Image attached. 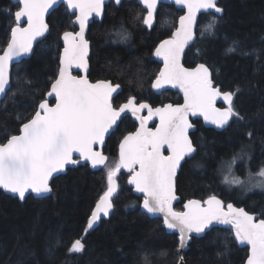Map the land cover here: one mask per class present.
<instances>
[{"label":"trees","instance_id":"1","mask_svg":"<svg viewBox=\"0 0 264 264\" xmlns=\"http://www.w3.org/2000/svg\"><path fill=\"white\" fill-rule=\"evenodd\" d=\"M218 1L224 12L216 35L201 36L210 22V15H202L196 41L187 50L183 63L186 67L206 63L214 82L224 90L239 86L241 93L236 104L250 119L240 128L230 122L219 132L205 128L201 121L193 122L196 131L190 138L197 150L192 159L183 163L176 177V194L181 201L175 209L181 211L182 204L189 199L204 200L216 195L264 218L263 192L243 194L237 188L229 189L220 176L222 165L241 153L242 148L244 159L236 165L240 171L244 164L254 172L264 163V145L260 143L264 138V114L255 115L264 109V0ZM16 10L18 6L11 0H0V53L15 24ZM145 14L136 0H123L118 6L110 3L104 8L102 20L93 21L86 34L90 42L88 78L93 82L109 79L120 84L121 90L114 98L116 106L130 96L137 103L152 106L181 103L177 93L154 94L151 81L159 70L153 51L162 39L171 35L182 12L172 5H160L151 30L142 23ZM72 20L65 7L54 10L47 18L50 32L13 66L11 89L0 105V139L5 131L18 129L17 115L29 117L32 105L45 98L34 99L33 94L50 88L49 80L56 74L58 52L62 50L61 36L64 31H76ZM122 30L128 33L126 41L118 35ZM233 41H238L239 47L230 55L226 49ZM25 80H31L32 84ZM12 92L17 94L10 99ZM135 129V123L125 117L108 137L103 152L110 166L118 160L119 141ZM248 130L254 132L251 141L246 135ZM248 155L252 157L250 162ZM106 172L105 167L92 171L88 165L69 168L51 181V195L44 198L28 195L24 202L0 189V264H146L145 257L147 264H178L177 234L166 232L160 218H150L140 210L141 198L135 197L127 185L130 174L125 171L118 173L109 219L85 234L87 217L106 189ZM226 236L234 241L232 234L222 228H212L202 238H191L183 255L184 264H244L247 249L238 248L235 242L229 245L230 254L217 256L218 252H224ZM81 237L85 250L69 254L68 247Z\"/></svg>","mask_w":264,"mask_h":264},{"label":"snow or ice","instance_id":"2","mask_svg":"<svg viewBox=\"0 0 264 264\" xmlns=\"http://www.w3.org/2000/svg\"><path fill=\"white\" fill-rule=\"evenodd\" d=\"M105 0H64L69 10L75 15L79 31H64L63 47L58 52V66L54 77L50 78V89L33 94L42 96L38 104L32 105L29 117L17 115L19 127L13 132L5 131L0 139V189L16 194L21 200L26 193L37 197L51 193L50 180L55 174L62 173L68 165L87 162L92 168L103 166L106 172V189L99 195L95 207L87 217L85 234L100 221L101 216L108 217L114 208L113 197L117 192V176L121 169L129 172L128 183L135 191L143 193L142 208L148 214H162L163 225L179 233L177 253L185 249L191 239V233H204L214 224L229 226L234 241L224 238V252L217 256L230 254L229 245L238 242L249 248L246 264H264V218L254 217L242 207L224 203L216 195L204 200L189 199L183 211L173 208L176 195V177L182 161L190 158L196 147L189 138L188 130L193 127L189 114L203 116L206 123L223 129L235 122L237 127L246 126L249 117L241 113L236 98L241 88L236 86L229 90L214 82L211 69L206 63H197L187 68L181 63L186 47L194 41V26L198 14L209 13L210 22L202 29L214 37L224 9L218 0H174L184 12L178 18L177 26L171 35L162 39L153 55L163 61V67L151 81V88L157 91L166 86L178 88L183 93V104H164L152 107L148 103H137L130 96L125 103L116 106L114 95L118 94L120 84L109 79L90 81L88 76L73 75L72 69L84 73L89 71L90 46L85 38V28L89 17L95 13L100 16ZM119 5L121 0H115ZM147 10L142 16V23L149 28L154 24L159 0H137ZM57 3V0H16L18 10L14 12L15 24L10 28L6 46L0 54V96L11 89L9 64L14 57L28 54L33 50L34 42L50 32L45 21V13ZM215 14H220L215 15ZM22 18L27 25L21 26ZM140 19V16H137ZM123 40L128 39L126 30L118 33ZM239 42L233 41L226 49L228 54H235ZM200 54V50H197ZM248 56L251 53L242 52ZM219 70H217V74ZM19 80V77H18ZM28 85L31 80H25ZM12 92L11 98L16 96ZM23 94V93H22ZM48 98H54L52 104ZM226 107H216L217 100ZM147 110L148 115L139 113ZM130 112L139 121L134 132L124 135L119 141V158L114 166L107 163L102 151L96 145L103 146L122 114ZM264 114V109L255 115ZM157 117L159 123L155 128L147 126L148 121ZM249 140L254 139V132L246 133ZM264 145V138L260 139ZM166 146L167 155L162 149ZM250 147V145L248 146ZM244 149L232 157L224 183L245 187L246 190L260 188L264 190V163L256 172L249 168L246 178L233 173V165L244 159ZM250 162L252 157L248 155ZM199 166V165H197ZM57 244L61 240L57 238ZM85 250L83 237L75 239L67 251L69 254L82 253ZM166 253L161 252V255ZM146 264L147 258L145 257ZM184 257L179 256L178 264H183Z\"/></svg>","mask_w":264,"mask_h":264},{"label":"water","instance_id":"3","mask_svg":"<svg viewBox=\"0 0 264 264\" xmlns=\"http://www.w3.org/2000/svg\"><path fill=\"white\" fill-rule=\"evenodd\" d=\"M12 1V3H14V4H16V0H11ZM123 0H121V2H122ZM136 2H137V0H136ZM110 3H113V4H115L116 6H118L117 4H116V2H115V0H105V2H104V4H103V9H102V13H101V15L100 16H97L95 13H93L90 17H89V19H88V22H87V25H86V28H85V38H86V34H87V31H88V28H89V26L91 25V23L93 22V21H97V22H100L101 20H102V17H103V15H104V8H105V6L106 5H108V4H110ZM137 4H138V2H137ZM218 4H219V1H218ZM139 6H141V8L147 13V10L145 9V8H143V5H140V4H138ZM160 5H172V6H174V8L175 9H177V10H179V11H181L182 12V14L181 15H183L184 14V12L180 9V7L178 6V5H176L175 4V2H174V0H159V3H158V7H157V10H158V8H159V6ZM60 6H63V7H65L66 8V10H67V12L70 14V15H72L73 16V20H72V23L74 24V26H75V29H76V31L78 32L79 31V24L78 23H76L75 22V15H73L72 14V10H69L68 8H67V5L64 3V0H57V3L55 4V5H53V7L51 8V9H49V11L47 12V13H45V21H46V23H47V18H48V16L54 11V10H56L58 7H60ZM157 13V12H156ZM209 13H211V10H209ZM209 13H205V12H201V13H199L198 14V18H197V23H196V25L194 26V33H195V38H194V41L193 42H190V44H189V46L188 47H186V49H185V52H184V54H183V56H182V58H181V63L183 64V66L184 67H186L185 65H184V63H183V61H184V57H185V55H186V52H187V50L194 44V42L196 41V38H197V35H196V29H197V24H198V21H199V19H200V17L202 16V15H209ZM146 15V14H145ZM215 15H220V14H215ZM222 16H223V14H222ZM179 18V17H178ZM15 19V18H14ZM155 22H156V14H155V19H154V24H153V26L155 25ZM177 23H178V19H177V22H176V26H177ZM27 25V20H26V18H22V23H21V26H26ZM148 30H151L152 29V27L151 28H149L148 26H146V25H144ZM174 31V30H173ZM47 35V33L45 34V36ZM63 35V34H62ZM62 37V36H61ZM43 38L44 37H41V38H38V41H36V42H34V44H33V50H34V48L36 47V45L41 41V40H43ZM87 39V38H86ZM160 43V42H159ZM158 43V44H159ZM61 44H62V47H63V40H62V38H61ZM157 44V45H158ZM89 46H90V42H89ZM32 50V51H33ZM155 50V49H154ZM31 51V52H32ZM30 52V53H31ZM154 52V51H153ZM30 53H28V54H24V55H21V56H19V57H14L13 58V60L10 62V64H9V71H10V73H11V71H12V68H13V66L19 61V60H21L22 58H24V57H27ZM0 54H2V52L0 53ZM89 55H90V52H89ZM153 58H154V60L159 64V69L161 68V67H163V61L160 59V58H158V57H155L154 55H153ZM195 67V66H194ZM187 68H191V67H187ZM72 74L73 75H87L88 76V73H84V72H82L81 70H79V69H75V68H73L72 70ZM159 71V70H158ZM89 79V78H88ZM50 89V88H49ZM120 90H121V88L119 89V92H120ZM152 91L154 92V94H156L157 96H159L161 93H163V92H166V91H171V92H174V93H178L179 94V96H180V98H181V103H179V104H183V93L178 89V88H172V87H170V86H166L164 89H161V90H159V91H157V90H155V89H152ZM118 92V93H119ZM117 95V94H116ZM116 95H114V98L116 97ZM5 96L6 95H4V96H0V105H1V102H2V100L5 98ZM50 101H53V103L52 104H54L55 103V100H54V98H48ZM141 103H146V102H141ZM165 104H172V103H165ZM164 105V104H163ZM173 105H177V104H173ZM222 106V107H219V106ZM160 106H162V105H158V106H155V107H160ZM216 107H218V108H223V107H226V105L224 104V102L222 101V100H220V99H218L217 100V102H216ZM139 115H142V116H147L148 115V112H147V110L145 109V110H142L140 113H139ZM125 117H128V118H130L131 120H132V122L133 123H135L136 124V129L139 127V121L136 119V117L135 116H133L130 112H128V113H125V114H122V118L121 119H123V118H125ZM188 119H189V122L193 125V127L192 128H190L189 130H188V134H189V138H190V134H192V133H194L195 131H196V126L193 124V122L194 121H201V123L203 124V126L205 127V128H211V129H214L215 131H222V130H224V129H226L228 126H226L225 128H223V129H218V128H216V126L215 125H213V124H209V123H206L205 122V120H204V118H203V116H200V115H197V116H192L191 114H189V117H188ZM121 121V120H120ZM120 121H118V124L120 123ZM159 123V120H158V118L157 117H153V119L152 120H149L148 121V124H147V126L149 127V128H155V126H156V124H158ZM118 126V125H117ZM117 126H115V128H114V130H112L111 131V133H110V135L116 130V128H117ZM110 135H108L107 137H106V140L108 139V137L110 136ZM191 139V138H190ZM106 142V141H105ZM105 145V144H104ZM104 145L103 146H100V145H96L95 147H96V149L97 150H100V151H102L103 152V147H104ZM162 152L164 153V155H167L168 154V152H167V148H166V146L162 149ZM196 153V152H195ZM195 153L190 157V158H185V160L184 161H182V165H183V163L185 162V161H188V160H190V159H192L193 157H194V155H195ZM103 154H104V152H103ZM105 155V154H104ZM106 156V155H105ZM107 157V156H106ZM117 157L119 158V146H118V152H117ZM78 165H88L89 166V168L92 170V171H98V170H100L103 166H99V167H97V168H92V166L90 165V164H88L87 162H84V161H81L79 164H77V165H68L67 167H66V170L64 171V172H62V173H58V174H55L54 175V177L50 180V183H51V181L54 179V178H56L57 176H59V175H63V174H65L66 173V171H67V169H69V168H73V167H77ZM181 169V168H180ZM180 169H178V173H179V171H180ZM120 171H125V172H128L126 169H121ZM178 173H177V175H178ZM129 178V177H128ZM127 185L131 188V190H132V193H133V195L135 196V197H137V198H142L141 199V203H140V210L143 212V213H145L146 215H148L150 218H160L161 220H162V227L166 230V232H168V233H175V234H177V236H178V238H179V233H178V231H175V230H169V229H167V228H165L164 227V225H163V216H162V214H159V213H157V214H155V215H153V214H148V213H146L145 212V210L142 208V203H143V199H144V195H143V193H138V192H136L135 191V188H134V186L133 185H130L129 183H128V179H127ZM2 190V192H4L6 195H8V196H10V197H12V198H15V199H17L19 202H24V200H21L16 194H13V193H10V192H6V191H4L3 189H1ZM52 193V192H51ZM51 193H48V194H45L44 196H42V197H37L34 193H31V192H29V193H26V196H25V198L28 196V195H32L34 198H44V197H47V196H49V195H51ZM177 195V194H176ZM217 198L218 199H221L220 197H218L217 196ZM207 199V198H206ZM196 200H198V199H196ZM222 200V199H221ZM180 198L177 196V199L175 200V201H173V208L175 207V205L176 204H178V203H180ZM188 201V200H187ZM187 201H185L184 203H183V205H182V211L184 210V204L187 202ZM223 201V200H222ZM223 203H224V207H225V209H226V207H227V204L223 201ZM232 204V203H231ZM233 206L234 207H242V206H235L234 204H233ZM94 207H95V205H94ZM93 207V208H94ZM243 208V207H242ZM174 210H175V208H174ZM245 211H247V210H245ZM248 212V211H247ZM250 215H253L254 217H259V215L258 214H255V213H250V212H248ZM91 214V213H90ZM112 214V211L110 212V214H109V216L108 217H103V216H101V219H100V221H98V223L94 226V228H96L97 226H98V224L101 222V221H106V220H108L109 219V217H110V215ZM93 228V229H94ZM212 228H223V229H227V230H229V226H225V225H219V224H214L213 226H211L209 229H206L205 230V232L204 233H200V234H196V233H191L190 234V236H191V238H202L209 230H211ZM93 229H91V230H93ZM232 236H233V239H234V235L232 234ZM191 240V239H190ZM190 242V241H189ZM236 243V245L238 246V248H246L247 249V254H248V251H249V248H248V246H246V245H241V244H239L238 242H235ZM189 244V243H188ZM187 247H188V245H187ZM187 247L185 248V249H182V250H180V252L178 253V256H183L184 254H185V252H186V250H187ZM246 259H247V257H246ZM183 264H184V262H183ZM244 264H246V260H245V263Z\"/></svg>","mask_w":264,"mask_h":264},{"label":"rangeland","instance_id":"4","mask_svg":"<svg viewBox=\"0 0 264 264\" xmlns=\"http://www.w3.org/2000/svg\"><path fill=\"white\" fill-rule=\"evenodd\" d=\"M231 161H229V162H225L223 165H222V167H221V172H220V176H221V178H222V183L224 184V185H226V187L227 188H229V189H234V188H237L238 190H240V192H242L243 194H248V193H251V192H263L264 193V190H262V189H260V188H252L251 190H246L245 189V187H241V186H236V185H230V184H226V183H224L223 181H224V177H225V175H229V177L231 178V174H229V172H228V164L230 163ZM239 160H237V162L235 163V165H233V173L232 174H234V175H236V176H239L240 178H242V179H244V178H246V176H247V171H248V166H247V164H244L242 167H243V171H240V169L239 168H236V165L237 164H239ZM258 171V170H257ZM243 172V174L241 175L240 173H242ZM254 172H256V171H254Z\"/></svg>","mask_w":264,"mask_h":264},{"label":"bare ground","instance_id":"5","mask_svg":"<svg viewBox=\"0 0 264 264\" xmlns=\"http://www.w3.org/2000/svg\"><path fill=\"white\" fill-rule=\"evenodd\" d=\"M223 229V228H222ZM179 257V256H178Z\"/></svg>","mask_w":264,"mask_h":264}]
</instances>
